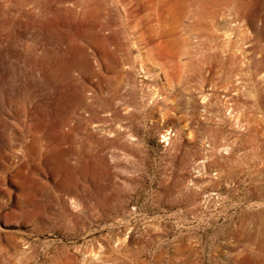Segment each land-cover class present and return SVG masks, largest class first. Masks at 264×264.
Returning a JSON list of instances; mask_svg holds the SVG:
<instances>
[{"label":"rangeland","instance_id":"rangeland-1","mask_svg":"<svg viewBox=\"0 0 264 264\" xmlns=\"http://www.w3.org/2000/svg\"><path fill=\"white\" fill-rule=\"evenodd\" d=\"M0 264H264V0H0Z\"/></svg>","mask_w":264,"mask_h":264},{"label":"bare ground","instance_id":"bare-ground-1","mask_svg":"<svg viewBox=\"0 0 264 264\" xmlns=\"http://www.w3.org/2000/svg\"><path fill=\"white\" fill-rule=\"evenodd\" d=\"M217 3H218V1H217ZM217 3H216V4H217ZM220 3H221V2H220ZM216 4H215V5H216ZM225 4H226V3H225ZM203 5H204V4H203ZM210 5H211V4H210ZM212 5H213V4H212ZM223 5H224V4H223ZM9 7H10V6H9ZM213 7H214V6H213ZM227 7H228V6H227ZM215 8H216V7H215ZM213 9H214V8H213ZM229 9L231 10V8H229ZM226 10H227V9H226ZM214 11H216V10H214ZM231 11H232V10H231ZM218 12H219V10H218ZM226 12H227V11H226ZM215 14H216V13H215ZM219 14H220V13H219ZM221 15H222V14H221ZM221 15H220V16H221ZM223 15H224V14H223ZM209 16H210V15H209ZM217 16H218V15H217ZM214 18H215V17H214ZM214 18H213V19H214ZM211 19H212V17H211ZM28 26H29V25H28ZM42 30H43V29H42Z\"/></svg>","mask_w":264,"mask_h":264}]
</instances>
